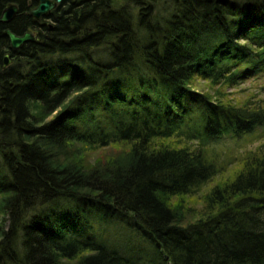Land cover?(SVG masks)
Segmentation results:
<instances>
[{
	"label": "trees",
	"instance_id": "trees-1",
	"mask_svg": "<svg viewBox=\"0 0 264 264\" xmlns=\"http://www.w3.org/2000/svg\"><path fill=\"white\" fill-rule=\"evenodd\" d=\"M12 3L0 264H264V99L225 90L264 74V0Z\"/></svg>",
	"mask_w": 264,
	"mask_h": 264
},
{
	"label": "rangeland",
	"instance_id": "rangeland-1",
	"mask_svg": "<svg viewBox=\"0 0 264 264\" xmlns=\"http://www.w3.org/2000/svg\"><path fill=\"white\" fill-rule=\"evenodd\" d=\"M58 5L59 4H57V6ZM9 58H10L9 64H11L13 62V60H12L11 56H9ZM198 81L202 84L206 80L204 78H201ZM225 90L230 91L233 98H235L234 100H237L238 102H243V101H247V100L254 101V100H257L259 98L264 99V74H261L260 77L252 76V77L246 79L244 82H240L235 86L226 87ZM261 138H263V140H264V136L257 134L254 137H250L247 140H244L241 143V145L237 146V151L240 152V151H244L246 149L256 148L258 145L262 144ZM217 177H219V175H217ZM210 183H212V182H210ZM205 187L201 190V192H198L195 195V199H193L194 201H192V202H195L198 206L202 205L201 204V194H202V192L205 191ZM190 200H192V199H190ZM101 217H102L101 215L95 214L92 216V220H90V221L88 220L93 225V228L98 233H104V231H105V225L101 223V221H102ZM3 218H4L3 212L0 209V222L3 221ZM110 219H111V217H109V215H108V217H107L108 222L110 221ZM8 224H9V221L7 218L5 221H3V226L8 227ZM116 224H117L116 226L118 227V229H121L118 222H116ZM112 226H114V225H112ZM125 232H126V230L124 229L123 233H125ZM129 239L132 241L137 240L136 237H133L134 240L131 238H129ZM123 240H124V238H123ZM137 246H138V248L143 247V246H139V245H137Z\"/></svg>",
	"mask_w": 264,
	"mask_h": 264
},
{
	"label": "water",
	"instance_id": "water-1",
	"mask_svg": "<svg viewBox=\"0 0 264 264\" xmlns=\"http://www.w3.org/2000/svg\"><path fill=\"white\" fill-rule=\"evenodd\" d=\"M64 0H38V4L34 7H31L30 14L37 19H41L44 16H47L51 13L53 8L57 6L58 3L63 2ZM19 11V6L15 3L9 4L2 12L0 16V21L10 22L16 16ZM6 33L9 36L11 47L20 48L24 42L35 39V33L31 31H25L24 34H17L10 28L6 29ZM10 53L5 54L4 66L8 65L10 62L9 59Z\"/></svg>",
	"mask_w": 264,
	"mask_h": 264
},
{
	"label": "flooded vegetation",
	"instance_id": "flooded-vegetation-1",
	"mask_svg": "<svg viewBox=\"0 0 264 264\" xmlns=\"http://www.w3.org/2000/svg\"><path fill=\"white\" fill-rule=\"evenodd\" d=\"M60 3H61V2H60ZM60 3H58V4H60ZM37 4H38V3H37ZM35 6H36V5H35ZM56 7H57V6H56ZM53 9H54V8H53ZM35 18H36V17H35ZM42 18H43V17H42ZM42 18H41V19H42ZM10 22H11V21H10ZM10 22H4V23H6V24L8 25V26L6 27V29H7V28H10V27H9V23H10ZM6 29H5V33H6ZM10 29H11V28H10ZM11 30H12V29H11ZM26 31H30V30H26ZM14 32H15V31H14ZM31 32H32V31H31ZM16 33H17V32H16ZM24 33H25V31H24L23 33H17V34H21V35H22V34H24ZM33 33H34V32H33ZM6 34H7V33H6ZM7 36H8V35H7ZM8 37H9V36H8ZM35 39H36V34H35ZM35 39H34V40H35ZM26 42H27V41H26ZM24 43H25V42H24ZM24 43H23V44H24ZM10 46H11V44H10ZM22 46H23V45H22ZM22 46H21V47H22ZM21 47H20V48H21ZM11 48H13V47H11ZM14 49H18V48H14ZM7 53H10V52H7ZM4 58H5V57H4ZM11 58H12V57H11ZM9 59H10V58H9ZM3 65H4V64H3ZM6 66H7V65H6Z\"/></svg>",
	"mask_w": 264,
	"mask_h": 264
}]
</instances>
